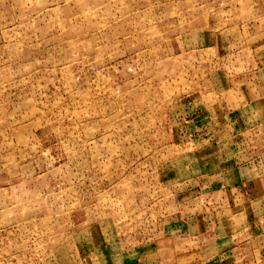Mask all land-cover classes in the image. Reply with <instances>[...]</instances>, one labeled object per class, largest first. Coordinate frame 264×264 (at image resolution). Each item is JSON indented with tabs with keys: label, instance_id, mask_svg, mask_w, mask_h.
<instances>
[{
	"label": "rangeland",
	"instance_id": "1",
	"mask_svg": "<svg viewBox=\"0 0 264 264\" xmlns=\"http://www.w3.org/2000/svg\"><path fill=\"white\" fill-rule=\"evenodd\" d=\"M263 73L264 0H0V264H205Z\"/></svg>",
	"mask_w": 264,
	"mask_h": 264
},
{
	"label": "crops",
	"instance_id": "2",
	"mask_svg": "<svg viewBox=\"0 0 264 264\" xmlns=\"http://www.w3.org/2000/svg\"><path fill=\"white\" fill-rule=\"evenodd\" d=\"M262 78L263 80L260 85H257V94L261 92L258 94L260 99L264 98V73L262 74ZM262 101H264V99H261L259 103ZM227 106L229 107L228 104ZM246 108L250 109V106L247 105ZM246 108L227 111L228 115L231 113L236 114L231 116L234 117V122L232 123L233 127L237 124V126L242 129H253L255 126L264 123V110L261 109V111H259L260 113L256 114L257 116L261 114L262 117L260 120L257 121V123L255 122V124L245 125V120H249L250 115L254 114L253 110H251V112L250 110L246 111ZM240 116L241 118H239L238 121V117ZM262 127H264V125ZM258 141L259 143L263 142L264 145V138H259ZM246 155L247 158H250L249 156L251 154L246 153ZM246 155L245 153L237 154L229 152L227 157L222 158L221 162L226 164L224 166L227 167V177H225V180L229 185L226 186V191H228V202L231 207H234L236 210L244 211V214L234 217L233 223L230 221H221L220 223L214 224L217 230L214 229V226H210V232L207 235H203V233L199 232L201 240L203 237L208 236V238L205 239L206 243H203L204 240L201 241L203 244L201 245V254L205 258V264H233V251H231L230 248L227 249V247L224 248L221 246L222 240H220V238L239 227H248V233L251 237H249L248 240L251 249V251H249L251 257L256 258L257 261L261 258L259 262L254 264H264V221L261 220L264 219V155L261 154L259 158H250L251 160L249 161L241 162L242 158L239 157H246ZM232 158L234 164L231 163ZM207 185L208 182L204 181L200 186L206 187ZM194 227L203 229L198 223V219H195ZM225 237L227 238L228 236ZM256 241L257 245L254 243ZM252 245L255 250H252ZM250 264H253V260Z\"/></svg>",
	"mask_w": 264,
	"mask_h": 264
}]
</instances>
